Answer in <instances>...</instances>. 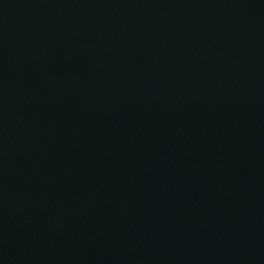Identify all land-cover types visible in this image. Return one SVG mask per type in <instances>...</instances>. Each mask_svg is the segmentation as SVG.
<instances>
[{
    "label": "water",
    "instance_id": "95a60500",
    "mask_svg": "<svg viewBox=\"0 0 264 264\" xmlns=\"http://www.w3.org/2000/svg\"><path fill=\"white\" fill-rule=\"evenodd\" d=\"M0 264H264V0H0Z\"/></svg>",
    "mask_w": 264,
    "mask_h": 264
}]
</instances>
